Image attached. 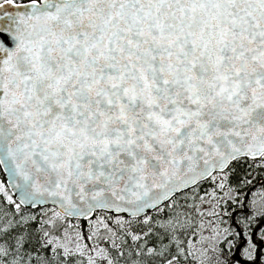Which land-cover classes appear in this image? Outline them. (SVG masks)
Masks as SVG:
<instances>
[{
  "label": "snow or ice",
  "instance_id": "6c2138e0",
  "mask_svg": "<svg viewBox=\"0 0 264 264\" xmlns=\"http://www.w3.org/2000/svg\"><path fill=\"white\" fill-rule=\"evenodd\" d=\"M0 264H264V0H0Z\"/></svg>",
  "mask_w": 264,
  "mask_h": 264
}]
</instances>
